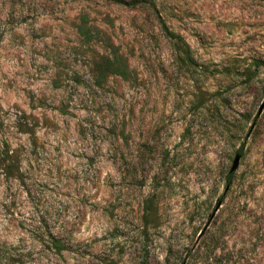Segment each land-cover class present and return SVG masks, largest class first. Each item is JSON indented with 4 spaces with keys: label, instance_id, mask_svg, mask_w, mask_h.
<instances>
[{
    "label": "rangeland",
    "instance_id": "1",
    "mask_svg": "<svg viewBox=\"0 0 264 264\" xmlns=\"http://www.w3.org/2000/svg\"><path fill=\"white\" fill-rule=\"evenodd\" d=\"M135 1L0 0V264H264V0Z\"/></svg>",
    "mask_w": 264,
    "mask_h": 264
},
{
    "label": "trees",
    "instance_id": "2",
    "mask_svg": "<svg viewBox=\"0 0 264 264\" xmlns=\"http://www.w3.org/2000/svg\"><path fill=\"white\" fill-rule=\"evenodd\" d=\"M116 1L125 3L127 5H133L134 3H136L135 0L132 2H126L125 0H116ZM87 22H88L87 17L83 16L82 23L78 26V30L81 36H83L86 39V41H93L94 39L103 40L112 53V57H108L106 61L101 64L103 73L109 72V73L117 74L124 79H129L131 77V71L129 69L126 58L119 53L118 46L113 44L109 39V37L103 36L99 30L91 29L87 25ZM162 27L165 33L169 37L175 39L179 43H182L181 46L185 45V41L183 37L180 34H176L172 32L164 21H162ZM52 245L58 253H61V251L65 249V244L62 241L57 240L55 238H53L52 240Z\"/></svg>",
    "mask_w": 264,
    "mask_h": 264
},
{
    "label": "water",
    "instance_id": "3",
    "mask_svg": "<svg viewBox=\"0 0 264 264\" xmlns=\"http://www.w3.org/2000/svg\"><path fill=\"white\" fill-rule=\"evenodd\" d=\"M263 110H264V100L262 101L259 107L258 114L260 115L263 112ZM240 159H241V154L240 153L236 154L232 167H231L232 172L236 171L237 168L239 167Z\"/></svg>",
    "mask_w": 264,
    "mask_h": 264
}]
</instances>
